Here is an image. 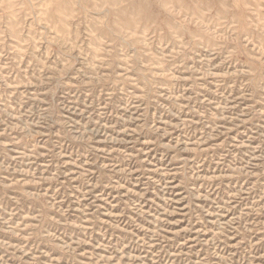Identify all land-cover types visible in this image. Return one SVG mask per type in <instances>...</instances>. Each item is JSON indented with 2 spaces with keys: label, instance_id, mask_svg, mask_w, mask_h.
I'll return each instance as SVG.
<instances>
[{
  "label": "rangeland",
  "instance_id": "1",
  "mask_svg": "<svg viewBox=\"0 0 264 264\" xmlns=\"http://www.w3.org/2000/svg\"><path fill=\"white\" fill-rule=\"evenodd\" d=\"M0 264H264V0H0Z\"/></svg>",
  "mask_w": 264,
  "mask_h": 264
}]
</instances>
